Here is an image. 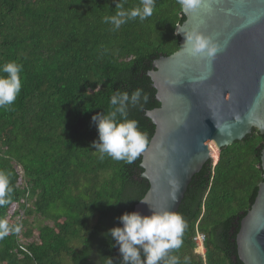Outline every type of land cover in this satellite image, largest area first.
Instances as JSON below:
<instances>
[{
    "label": "trees",
    "instance_id": "trees-1",
    "mask_svg": "<svg viewBox=\"0 0 264 264\" xmlns=\"http://www.w3.org/2000/svg\"><path fill=\"white\" fill-rule=\"evenodd\" d=\"M116 3L0 0V64L22 65L21 93L0 108V172L13 189L0 205V264H121L106 233L122 226L118 217L134 211L150 184L141 155L100 159L92 117L110 111L117 92L142 89L126 118L138 121L147 148L156 127L146 112L160 106L148 72L179 49L176 28L186 18L177 0H154L150 17L114 30L103 17L116 14ZM263 148L253 128L194 175L176 212L185 224L181 247L170 252L178 264H243L236 239L263 181ZM198 233L205 256L195 251Z\"/></svg>",
    "mask_w": 264,
    "mask_h": 264
},
{
    "label": "water",
    "instance_id": "water-1",
    "mask_svg": "<svg viewBox=\"0 0 264 264\" xmlns=\"http://www.w3.org/2000/svg\"><path fill=\"white\" fill-rule=\"evenodd\" d=\"M183 15L176 34L199 28L221 50L210 63L193 57L180 33L179 49L148 72L160 106L146 112L156 129L140 154L150 184L134 208L142 215L178 211L194 175L213 159L211 143L220 152L253 128L264 135V0H212L210 10ZM261 168L263 181L236 239L243 264H264V148Z\"/></svg>",
    "mask_w": 264,
    "mask_h": 264
},
{
    "label": "clouds",
    "instance_id": "clouds-1",
    "mask_svg": "<svg viewBox=\"0 0 264 264\" xmlns=\"http://www.w3.org/2000/svg\"><path fill=\"white\" fill-rule=\"evenodd\" d=\"M177 3L183 13L190 14L197 13L202 8L210 10L212 0H177ZM153 5L154 0H140V7L129 11L117 0L118 11L115 15L104 16L103 22L118 30L128 19L139 18L142 21L150 17ZM180 33L185 35L182 48L193 57H201L210 63L221 50V45L199 28L187 32L177 29V34ZM21 72L22 65L16 62L0 64V108L13 105L21 93ZM141 97L142 89H136L131 94L117 92L110 99V111L92 117L98 132V139L93 141L92 148L101 154L100 159L107 156L114 161L132 163L145 150L147 139L139 129L138 121L126 118L128 106L139 104ZM143 99L146 102L148 97L144 95ZM12 191L8 174L0 172V205L9 202L6 197ZM118 220L122 226L109 229L106 235L114 241L111 247L118 246L121 264H178V258L170 255V252L182 245L181 235L185 224L179 214L171 210L154 209L151 215L133 211L123 213ZM108 264H112V261L109 260Z\"/></svg>",
    "mask_w": 264,
    "mask_h": 264
},
{
    "label": "built area",
    "instance_id": "built-area-1",
    "mask_svg": "<svg viewBox=\"0 0 264 264\" xmlns=\"http://www.w3.org/2000/svg\"><path fill=\"white\" fill-rule=\"evenodd\" d=\"M25 187L27 188L26 179H25ZM194 241L196 242L197 247H199V244L201 243L203 245V250H204L205 235L203 233H198L194 238ZM204 251L202 253L203 255H204Z\"/></svg>",
    "mask_w": 264,
    "mask_h": 264
},
{
    "label": "bare ground",
    "instance_id": "bare-ground-1",
    "mask_svg": "<svg viewBox=\"0 0 264 264\" xmlns=\"http://www.w3.org/2000/svg\"><path fill=\"white\" fill-rule=\"evenodd\" d=\"M210 150H211V155H212L213 160L216 161V160H217V154L214 152L213 144H210ZM198 248H199V250H200L201 252L204 251V250H203V245H202L201 243L199 244V247H198ZM200 251H199V252H200ZM201 252H200V253H201Z\"/></svg>",
    "mask_w": 264,
    "mask_h": 264
},
{
    "label": "rangeland",
    "instance_id": "rangeland-1",
    "mask_svg": "<svg viewBox=\"0 0 264 264\" xmlns=\"http://www.w3.org/2000/svg\"><path fill=\"white\" fill-rule=\"evenodd\" d=\"M211 144H213V148H214V152L217 154V156H218V154H219V151L217 150V148H216V146H215V144L214 143H211ZM215 161V160H214ZM216 162V161H215ZM22 184H24L25 185V181L23 180V183ZM196 252H198L199 253V248H197V250H195ZM201 252V251H200ZM201 253H203V252H201Z\"/></svg>",
    "mask_w": 264,
    "mask_h": 264
}]
</instances>
